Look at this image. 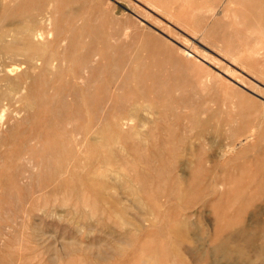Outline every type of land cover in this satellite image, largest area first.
Instances as JSON below:
<instances>
[{"label": "rangeland", "instance_id": "374dc122", "mask_svg": "<svg viewBox=\"0 0 264 264\" xmlns=\"http://www.w3.org/2000/svg\"><path fill=\"white\" fill-rule=\"evenodd\" d=\"M223 7L0 0V35L51 28L41 51L0 52V264H264V36ZM185 39L209 56L188 82Z\"/></svg>", "mask_w": 264, "mask_h": 264}, {"label": "bare ground", "instance_id": "6f19581e", "mask_svg": "<svg viewBox=\"0 0 264 264\" xmlns=\"http://www.w3.org/2000/svg\"><path fill=\"white\" fill-rule=\"evenodd\" d=\"M5 2L7 0H4ZM187 0H182V3L186 2ZM247 2L248 0H221V2L223 3V9L221 10L222 12V17L224 19H227V18H230L232 17L236 22H237V31H236V35H240L242 36L243 34H245L246 36H250L251 38H261L262 36H264V25H262L261 21H260V15L258 14V9L257 7L261 8V7H264V1L262 0H250L252 3H254V6H255V10H251L249 9V15L250 17L252 18L253 21H255L253 24H245L243 23V19L246 18V14H247V7L245 5H243L241 2ZM108 2V1H107ZM110 2V1H109ZM159 3L155 2L153 3V6H156V8H159L157 6ZM232 4V5H231ZM108 5V4H106ZM226 5H228V8L226 7ZM238 5V6H237ZM233 6V9H232V13L230 14L229 13V7H232ZM132 12V11H131ZM44 20L46 21V24L47 26H52V21H53V15L52 13H49L48 15L45 16ZM183 24L184 26H187L185 25V23H181ZM189 28V26H188ZM192 30V33L193 35L196 33H198L199 30L197 29H191ZM9 32V33H8ZM12 32V33H11ZM132 32V31H131ZM51 33V28H47V29H43V28H36V26H33L32 24H22L20 26H18L17 28L15 29H9V30H6L4 31L3 33H1V37H0V42L3 43L4 42V38H3V34L5 35H12L13 36V39H10V41H8L6 44H2V47L0 48V52H10V53H27V54H32L33 52H38V51H41L43 50L42 47H44V45L47 44L48 42V36L50 35ZM154 33V32H153ZM201 33V34H200ZM199 34L201 35V38L204 39L207 35H206V32L203 30L201 31ZM125 37L127 36V33H125ZM199 35V36H200ZM154 36V35H153ZM194 37V36H192ZM112 40V39H111ZM21 42L24 46L19 48L17 47L16 43H19ZM203 46V45H202ZM201 46V47H202ZM222 51H224L226 53V55L228 54V49L222 47L220 48ZM221 54V53H220ZM173 60V63L175 64V67H178V68H183V69H187L186 73L183 78H184V81L185 82H188L190 81V79L192 80V77L189 76V72L192 74L193 70H194V67H196L197 65L201 67L202 63L200 62L201 59L205 60L209 58L208 56V52H206L203 48L200 50L199 47L193 43L192 41L190 42L188 39H185V43H182L180 44L177 49H176V53L175 55L171 57ZM212 59V58H211ZM172 63V64H173ZM22 65V64H21ZM11 68V67H10ZM15 69V68H14ZM10 70V69H9ZM18 70V69H17ZM228 72H224L226 75L229 76L228 73H232V69H227ZM11 73V72H9ZM132 73V72H131ZM220 77V79H223L224 80V77L223 76H218ZM216 78L214 76H212L210 73H207L205 75H203L201 78H200V84L201 83H206V84H210V83H213V81L215 82ZM22 91V89L20 90ZM17 96V95H16ZM264 99V98H262ZM16 104V103H15ZM31 106V105H29ZM146 107V106H145ZM1 111V110H0ZM3 111V110H2ZM2 114V112H1ZM0 114V115H1ZM17 115V114H16ZM262 117V116H261ZM2 119V118H0ZM129 120V119H128ZM126 120L123 122V126H128L129 124V121ZM140 129V128H139ZM250 132L245 135L243 138L239 139L236 143H234L233 145V149H236L237 147L239 146H243V145H246L248 144L249 142H252L254 140V137H256V133H257V128L253 127L249 130ZM234 152V150H232ZM226 155V153L224 154ZM223 157V155H222ZM221 158V157H220ZM219 158V159H220ZM222 159V158H221ZM221 161V160H220ZM108 177V176H107ZM104 185V184H103ZM79 195V194H78ZM147 196V195H146ZM73 206V205H72ZM65 210V209H64ZM53 212V211H52ZM68 212V211H67ZM59 218V217H57ZM69 221V220H68ZM41 222V221H40ZM59 223V222H58ZM63 223V222H62ZM67 223V222H66ZM40 224V223H39ZM61 225V224H60ZM38 227V226H37ZM36 227V228H37ZM40 227V226H39ZM49 227V226H48ZM52 227V226H51ZM178 229L177 231H181V235L184 236V233L185 231L188 229V226L185 224V223H180L178 224ZM53 228V227H52ZM64 228V226H63ZM43 229V228H42ZM46 229V228H45ZM65 229V228H64ZM69 229V228H68ZM34 230V229H33ZM39 230V231H38ZM48 230V229H47ZM52 230V229H51ZM59 230H60V227H59ZM38 233L41 231L40 229H37ZM45 231V230H44ZM62 231H66V230H60V232ZM69 231V230H68ZM35 232V231H34ZM47 231H45V234H46ZM59 232V233H60ZM42 233V231H41ZM49 233V232H47ZM58 233V234H59ZM63 233V232H62ZM70 233V232H69ZM35 234V233H34ZM44 234V233H43ZM50 234V233H49ZM49 234L48 237L50 236ZM62 235V234H60ZM69 235V234H68ZM38 236V235H37ZM44 236V235H43ZM51 237H53L51 235ZM55 237V235H54ZM53 237V238H54ZM60 237V236H59ZM40 242H41V238H40V235L39 237H37ZM62 238V236H61ZM60 238V239H61ZM74 238V237H73ZM35 239V238H34ZM48 239V238H47ZM45 239V240H47ZM55 239V238H54ZM64 239V238H62ZM71 239V238H70ZM1 240V239H0ZM43 240V239H42ZM59 241V239H57ZM73 241H76V239H71ZM71 240L67 239V241H70L68 242L69 245L71 242ZM93 240V239H92ZM44 241V240H43ZM64 242H67L65 240H63ZM46 242V241H45ZM43 243V242H41ZM52 243V242H50ZM56 243V242H54ZM53 243V244H54ZM77 243L79 244V242L77 241ZM76 243V244H77ZM100 243V242H99ZM52 244V245H53ZM74 243H72L73 245ZM40 245V243H39ZM86 245V244H85ZM99 245V244H98ZM101 245V244H100ZM42 246V245H41ZM80 246V244H79ZM89 246V245H88ZM93 246V245H92ZM90 246V248L92 247ZM102 246V245H101ZM67 247V246H66ZM65 248V250H67V248ZM74 247V246H72ZM76 247V246H75ZM86 247V246H84ZM103 247V246H102ZM43 248V247H42ZM57 248V247H56ZM59 248V247H58ZM61 248V247H60ZM88 248V247H87ZM94 248V247H93ZM47 251H48V248H46ZM55 249V248H54ZM63 249V247H62ZM96 250L100 249V248H95ZM106 250V248H104ZM108 249V248H107ZM112 249V248H111ZM58 250V249H57ZM57 250H54L53 252L55 253V251L57 252ZM76 250V249H75ZM78 250V248H77ZM63 251V250H62ZM70 251H73V250H70ZM95 251V250H94ZM101 251V250H100ZM46 252V251H45ZM49 252H52L50 251L49 249ZM89 252L90 249H89ZM104 252V251H103ZM60 253V252H59ZM67 253V252H66ZM107 252H105V255H106ZM108 254V253H107ZM52 255V254H51ZM55 255V254H54ZM53 255V256H54ZM62 255V254H61ZM97 255V252L96 254H94V256ZM99 255V254H98ZM103 255V254H102ZM101 255V257H102ZM108 256V255H106ZM110 256V255H109ZM101 257H98V258H101ZM104 257V256H103ZM102 257V259H103ZM52 258V257H51ZM57 258V257H56ZM2 259V258H1ZM105 259V257H104ZM51 260H54L53 258ZM56 260V259H55ZM18 262V261H17Z\"/></svg>", "mask_w": 264, "mask_h": 264}]
</instances>
